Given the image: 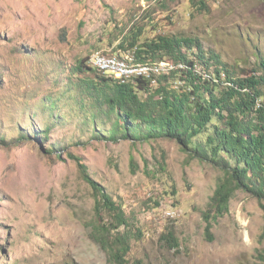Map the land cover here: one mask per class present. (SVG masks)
I'll return each instance as SVG.
<instances>
[{"label":"rangeland","instance_id":"obj_1","mask_svg":"<svg viewBox=\"0 0 264 264\" xmlns=\"http://www.w3.org/2000/svg\"><path fill=\"white\" fill-rule=\"evenodd\" d=\"M197 1L0 0V264H111L91 238L95 193L70 155L124 206L129 264H264L256 198L237 191L210 242L203 214L221 170L173 140L100 137L71 92L78 61L120 56L133 26L141 41L197 38L238 72L264 75V0Z\"/></svg>","mask_w":264,"mask_h":264},{"label":"trees","instance_id":"obj_2","mask_svg":"<svg viewBox=\"0 0 264 264\" xmlns=\"http://www.w3.org/2000/svg\"><path fill=\"white\" fill-rule=\"evenodd\" d=\"M200 3L206 8L205 2ZM141 31L133 26L115 48L117 52H133L142 63L171 60L184 67L159 77L155 84L143 79L121 82L91 67L89 56L72 69L71 92L81 98L85 115L90 114L87 120L100 137L115 143L173 140L192 159L221 170L223 175L203 214L206 238L212 242L214 224L229 213L237 191L256 198L264 211V75L256 76V70L238 72L216 52L206 51L197 38L157 36L141 41ZM100 117L110 122L109 130L100 128ZM48 133L47 127L42 137ZM70 158L96 196L91 238L111 264H129L131 222L124 206L91 177L80 158ZM164 239L179 247L173 232ZM261 258L264 261V252Z\"/></svg>","mask_w":264,"mask_h":264},{"label":"built area","instance_id":"obj_3","mask_svg":"<svg viewBox=\"0 0 264 264\" xmlns=\"http://www.w3.org/2000/svg\"><path fill=\"white\" fill-rule=\"evenodd\" d=\"M89 65L121 82L143 79L153 80L154 84L159 77L184 67L182 64H177L171 60L142 63L133 52L120 56H108L102 52H95L90 56Z\"/></svg>","mask_w":264,"mask_h":264}]
</instances>
